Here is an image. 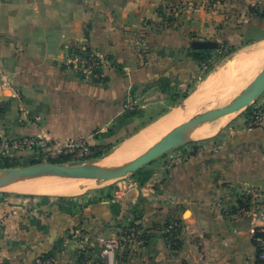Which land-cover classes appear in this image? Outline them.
<instances>
[{
    "label": "crops",
    "instance_id": "1",
    "mask_svg": "<svg viewBox=\"0 0 264 264\" xmlns=\"http://www.w3.org/2000/svg\"><path fill=\"white\" fill-rule=\"evenodd\" d=\"M216 13L193 0H0V136L74 135L60 130V102L41 77L60 74L54 94L76 99L83 78L61 64L68 50L91 48L123 62L140 40L169 37L172 46L189 48L194 39H216L206 36L210 27L223 30L211 21H225L227 13ZM222 131L178 150L185 161L165 179L169 190L152 193L147 180L104 196L93 190L75 199L0 198V264H36L60 238L54 264H110L108 237L119 240L114 264H264L254 242L262 224L238 202L244 186L264 185V141L258 130ZM136 206L141 233L127 230ZM173 218L184 226L179 246L163 235Z\"/></svg>",
    "mask_w": 264,
    "mask_h": 264
},
{
    "label": "rangeland",
    "instance_id": "2",
    "mask_svg": "<svg viewBox=\"0 0 264 264\" xmlns=\"http://www.w3.org/2000/svg\"><path fill=\"white\" fill-rule=\"evenodd\" d=\"M193 2L196 8L208 9L210 7L211 12L217 11V16L224 11L227 13L225 21L219 23L218 17L211 21L212 26L221 24L223 30L219 31L216 26L210 27L206 36L218 39L220 46L214 48L205 60L198 62L191 58L185 51L187 48H182V45L186 43H180L178 47L172 46L168 42L169 37L160 43L150 45L141 40L138 41L133 52L129 51L123 62L92 49L91 53L97 56L94 58L90 56L88 48H85L82 49L85 66H81L80 63L67 65V59L72 58L71 54L75 53V50H68L60 58L61 64L68 69H75L83 78L81 93H77L76 99L68 92L54 94L55 85L61 80L60 74L41 77H45L52 85V93L55 97L52 101L56 99L60 102L58 108L61 120L60 130H64L65 126L69 127L74 135L45 138L0 136V167H24L38 162L72 165L96 164L141 134L162 116L181 106L192 94L206 89L211 77L215 78L216 84L214 85L217 86L213 88L212 83L207 89L219 91L217 90L218 85L222 86L224 81L229 80L237 72L239 55L246 49L254 48L257 42L264 40V19L251 17L248 14L250 5L264 6V0H193ZM263 67L264 65L261 69ZM208 68L212 70L205 74ZM259 71L247 84L255 78ZM190 87L189 95L175 103L177 97ZM241 91L223 100L219 92L207 96L201 94L204 97L194 115L230 103ZM65 99L71 103L75 101L77 105L61 103ZM204 124L200 127L206 129L207 132L199 137L191 136L187 142H197L215 136L222 130H227L229 133L240 129L258 130L257 137L264 141V132H261L264 131V94L238 111ZM51 125L54 127L53 124ZM162 136L151 142L145 150L157 143ZM187 142L168 150L162 156L141 167L142 172L152 170L149 178L151 188H153L152 193L162 188L169 190V179L167 182L165 179L170 178L172 170L174 171L177 165L185 161L184 156H180L178 150L185 147ZM143 152H139L116 166L133 160ZM134 173L109 180L71 176L57 172L45 173L36 177H20L0 188V198L8 201L31 200L36 197L75 199L94 194L93 190L98 196H104L112 194L110 192L113 190L125 192L124 185L136 181ZM234 187L239 189L238 186ZM255 188L258 189L257 197L252 194L253 198L264 207V185L244 186L240 196L244 195L243 199L251 196L252 200L250 192ZM134 198L138 199V197L131 199ZM252 203L251 201L250 207L253 212L254 204ZM108 239L109 237L103 238V242Z\"/></svg>",
    "mask_w": 264,
    "mask_h": 264
},
{
    "label": "water",
    "instance_id": "3",
    "mask_svg": "<svg viewBox=\"0 0 264 264\" xmlns=\"http://www.w3.org/2000/svg\"><path fill=\"white\" fill-rule=\"evenodd\" d=\"M190 46L195 49H213L220 46V41L211 38L194 39ZM262 94H264V67L230 103L208 109L203 113L192 116L188 121L167 132L162 139L145 150L134 160L126 162L121 166L106 168L95 163L72 165L58 162H38L24 167H0V188L8 185L20 177H36L51 172L71 176L96 177L100 180L119 178L127 175L128 173H134L142 166L165 154L168 150L179 147L187 142L189 139L187 138V133L191 129L210 120L236 112L244 106L253 103Z\"/></svg>",
    "mask_w": 264,
    "mask_h": 264
},
{
    "label": "bare ground",
    "instance_id": "4",
    "mask_svg": "<svg viewBox=\"0 0 264 264\" xmlns=\"http://www.w3.org/2000/svg\"><path fill=\"white\" fill-rule=\"evenodd\" d=\"M263 65H264V40L262 39V41L257 42L254 48L246 49V51L242 52L241 55H239V58L237 59V66H238V70L236 69L237 72L234 75L233 73H230L233 76L230 77L229 80L224 81V83L221 84L222 86L218 85L217 90L219 91H210L212 89H207L209 86H211L212 83H213L212 84L213 88L217 86L214 85L216 84L215 78L211 77L209 79L210 81L208 80L209 81L207 84L208 87L206 89L197 91V93L192 94V96H190L189 99L184 101V103L181 106H178L176 109L174 108L172 111L162 116L154 124H152L151 126L149 125L150 127L144 130L143 132H141V134H139L132 140H129L128 142L123 144L120 148H118V150L114 152L112 155L110 154L109 157H106L105 159L97 162L96 164L106 168L118 167L116 165H118L120 162H123L124 160L131 158L132 156L138 154L139 152H143V150H145L151 144V142H153L158 137L165 135V133L169 132V130H172L178 125L188 121L195 114V111L198 109L199 104L202 102L203 100L202 98L204 97V96L202 97V95L206 94L207 96L210 95L211 93L219 92V96H221L222 100L225 99V97L232 96L238 93L240 90H243L242 88L245 85H247V83L252 79V77L256 74V72L261 69ZM200 126L191 129L187 133V138H190L191 136L199 137L205 134L207 130L201 129ZM162 137L160 139H162ZM34 190L36 191V189ZM41 192H43V190Z\"/></svg>",
    "mask_w": 264,
    "mask_h": 264
},
{
    "label": "trees",
    "instance_id": "5",
    "mask_svg": "<svg viewBox=\"0 0 264 264\" xmlns=\"http://www.w3.org/2000/svg\"><path fill=\"white\" fill-rule=\"evenodd\" d=\"M248 14L251 17H257V18H261L264 19V6H262L261 4H256V5H250L249 9H248ZM214 49V48H213ZM211 48H204V49H195L192 46H190L189 48H187L185 51H187V54L193 58L194 60L201 62L202 60H205L207 58V56L212 52ZM87 51H89L90 53L92 52L91 48H88ZM75 53H83L82 50H78V51H74ZM88 53V52H87ZM212 69L208 68L207 70H205V74H208ZM204 74V75H205ZM191 89V87L185 91L184 93H182L181 96L177 97V99L175 100V103L180 102L181 100L185 99L188 95H189V90ZM185 148V147H182ZM181 149V148H180ZM142 168L138 171H136L134 173V177L135 180L139 183V184H143L145 183L147 180H149L150 176H151V172L152 170H148L145 172H142ZM243 196H240L238 202L239 205L242 208H250L251 206V198L250 196L247 199H243ZM134 214L132 215V217H127V230L129 232L131 231H135L137 233H141L142 232V224L139 223L138 221L140 220V216L142 214V209L140 208V206H136V209L133 210ZM177 220V222H182L181 219L178 218H173L169 221L166 222V225L164 226V232L163 235L164 237L167 239V241L174 246H179L181 243V234H182V230L181 228H178L177 230H173V231H166L167 227L173 223V221ZM144 238H148L151 239L152 238V234L147 233L145 231ZM257 237H261L263 239L262 243H259L257 241ZM254 242L257 246V250H258V254L260 257V254L262 252V245H264V230H259L255 233L254 235ZM63 238H60V240L58 241L57 245H56V249L52 250V251H48L46 253H43L44 258H53L54 261H56V257H57V252H59L60 248L63 247ZM261 261H264L261 257H260Z\"/></svg>",
    "mask_w": 264,
    "mask_h": 264
},
{
    "label": "built area",
    "instance_id": "6",
    "mask_svg": "<svg viewBox=\"0 0 264 264\" xmlns=\"http://www.w3.org/2000/svg\"><path fill=\"white\" fill-rule=\"evenodd\" d=\"M71 55H72L71 56L72 58L67 59V63H66L67 65H71V64L76 65V63H78V64L80 63L81 66H85L84 59L82 58L83 57L82 53H72ZM90 56H92L94 58L97 57L95 55V53H91ZM257 190H258L257 188L252 189L250 194L251 195L253 194L254 197H257V192H256ZM253 195H252V200H251L253 202L252 204H254L253 205V207H254L253 214L262 224L261 226H259L258 228L255 229V233H256L259 230L260 231L264 230V207L259 205L257 203V201L254 200ZM250 198H251V196H250ZM178 228H181V230H182L183 224H182V222H177V220H175V221H173L172 224H170L167 227L166 231H173V230H177ZM132 233H134V230ZM256 239L259 243L263 242V239L261 237H257ZM142 242H143V240H139V243H142ZM104 245H105V253H106V256H107L110 264H114L115 259H116V249L119 246V240L111 238V239L105 240ZM261 249H262V252L260 254V257L264 260V245H262ZM54 262L55 261L53 258H44L43 254H41L40 256H38L36 258V264H54Z\"/></svg>",
    "mask_w": 264,
    "mask_h": 264
}]
</instances>
